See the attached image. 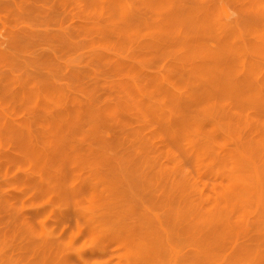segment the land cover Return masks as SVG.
<instances>
[{
    "label": "bare ground",
    "instance_id": "1",
    "mask_svg": "<svg viewBox=\"0 0 264 264\" xmlns=\"http://www.w3.org/2000/svg\"><path fill=\"white\" fill-rule=\"evenodd\" d=\"M0 264H264V0H0Z\"/></svg>",
    "mask_w": 264,
    "mask_h": 264
}]
</instances>
